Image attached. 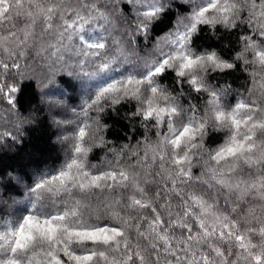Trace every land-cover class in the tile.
I'll use <instances>...</instances> for the list:
<instances>
[{"label": "snow or ice", "instance_id": "obj_1", "mask_svg": "<svg viewBox=\"0 0 264 264\" xmlns=\"http://www.w3.org/2000/svg\"><path fill=\"white\" fill-rule=\"evenodd\" d=\"M120 3L0 0V101L14 108L18 84L37 72L75 68L104 80L125 64L136 71L101 83L86 107L134 102L146 132L137 146L108 148L105 126L90 117L74 138L62 136L64 166L29 187L31 211L5 222L0 264H264V0H186L191 14L145 54L136 38H147L165 4L123 0L135 7L130 18ZM242 24L249 31L231 61L191 47L201 26ZM237 66L251 86L228 105L209 77ZM169 71L178 91L158 82ZM184 85L202 105L181 102ZM211 132L224 140L205 151ZM95 148L114 158L98 168L88 162ZM45 196L52 208L38 206ZM104 216L112 223L93 221Z\"/></svg>", "mask_w": 264, "mask_h": 264}, {"label": "trees", "instance_id": "obj_2", "mask_svg": "<svg viewBox=\"0 0 264 264\" xmlns=\"http://www.w3.org/2000/svg\"><path fill=\"white\" fill-rule=\"evenodd\" d=\"M165 4L159 18L149 30L147 38L138 36L137 43L141 54L148 53L154 43L160 40L177 26L179 18L190 15L193 5L186 0H162ZM27 6V5H26ZM118 14L128 17L135 15V7L126 5L121 0ZM22 23V21H21ZM249 28L242 24L234 30L222 26H201L193 36L191 47L197 53L216 51L221 58L231 61L240 49L239 37ZM133 69L121 64L104 80H88L75 68H63L51 73H39L18 84L19 91L13 94L15 107L11 108L6 100L0 101V230L5 222L15 220L31 211L34 197L29 193L30 186L43 176L58 172L65 163V147L61 137L74 138L79 127L90 122V117H98L105 126L103 135L108 141V148H129L142 142L146 132L139 117L133 116L135 103L123 102L120 105L106 108L102 113L86 107V101L94 98L96 88L111 79L127 76ZM175 73L167 72L159 78V83L170 90H179ZM214 86L226 89L228 95L223 102L235 105L245 89L251 86L250 77L237 66L236 70L216 72L209 77ZM181 102L187 104L203 103L195 92L184 85V96ZM87 113V115H85ZM16 123L17 128L14 127ZM155 129L147 135L155 138ZM224 140L223 133L211 132L205 140L206 148H214ZM106 156L114 158L113 153L103 148H95L88 156V162L99 168ZM193 172L199 174L200 166H194ZM197 192L201 186H196ZM48 205V197L37 202ZM255 203H259L256 201ZM220 208H225L223 199ZM96 223H112L110 217L104 216ZM136 237H134V240ZM258 237H253L258 242Z\"/></svg>", "mask_w": 264, "mask_h": 264}, {"label": "rangeland", "instance_id": "obj_3", "mask_svg": "<svg viewBox=\"0 0 264 264\" xmlns=\"http://www.w3.org/2000/svg\"><path fill=\"white\" fill-rule=\"evenodd\" d=\"M206 2H207V0H199V3H200V4H204V3H206ZM192 9H193V8H192ZM58 67H59V66H58ZM17 126H18V125H16V123H15V124H14V127L17 128Z\"/></svg>", "mask_w": 264, "mask_h": 264}]
</instances>
